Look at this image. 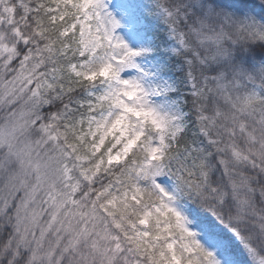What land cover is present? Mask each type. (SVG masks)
Here are the masks:
<instances>
[{
    "label": "snow or ice",
    "instance_id": "obj_1",
    "mask_svg": "<svg viewBox=\"0 0 264 264\" xmlns=\"http://www.w3.org/2000/svg\"><path fill=\"white\" fill-rule=\"evenodd\" d=\"M0 264H264V0H0Z\"/></svg>",
    "mask_w": 264,
    "mask_h": 264
}]
</instances>
